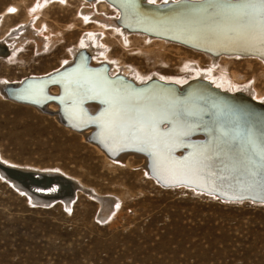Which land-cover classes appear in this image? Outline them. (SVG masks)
I'll return each instance as SVG.
<instances>
[{
  "label": "rangeland",
  "instance_id": "1",
  "mask_svg": "<svg viewBox=\"0 0 264 264\" xmlns=\"http://www.w3.org/2000/svg\"><path fill=\"white\" fill-rule=\"evenodd\" d=\"M33 3L34 0H0V39L7 37L4 44L11 54L0 61V87L4 82L15 85L23 76H39L36 74L57 68L83 41H89L95 58L101 54L97 51L100 33H94L95 40L90 39L85 32L94 28L81 25L57 49L37 50L35 40L45 41L46 32L39 22H25L22 17L23 4ZM94 3L93 14L86 16L90 25L98 23L97 15H105L98 2ZM77 8L75 4L71 10ZM47 9L53 13L47 24L55 27L53 19L62 15V10L58 4ZM27 31L33 37L21 41L19 37L26 36ZM17 41L20 46L13 51ZM133 43L131 48L110 47L111 60L107 63L116 68L121 66L117 59H121L129 77L136 81L147 80L140 75L156 77L162 69L177 71L174 76L178 81L199 74L204 77L221 66L220 61L209 65L201 59L200 69L182 64L186 54L176 49ZM155 51L161 53L159 59L163 61L147 58L148 52ZM188 59L192 57L188 55ZM224 65L229 78L221 83L224 89L235 87L237 92L251 97L256 89L264 92V67L245 61ZM251 73L255 75L254 84ZM235 74L240 76L231 79ZM215 78L221 76L215 74ZM1 92L0 162L60 174L93 196L75 189V197L68 202L57 199L51 204H37L1 174L0 264H264V205L229 203L183 187L163 188L146 174L139 159L108 163L87 145L89 139L73 140L53 119L54 107L49 108V114L39 113L13 105ZM261 99L264 101V97ZM25 187L29 190V186ZM99 197L113 201L103 207H108L106 212H102Z\"/></svg>",
  "mask_w": 264,
  "mask_h": 264
},
{
  "label": "bare ground",
  "instance_id": "2",
  "mask_svg": "<svg viewBox=\"0 0 264 264\" xmlns=\"http://www.w3.org/2000/svg\"><path fill=\"white\" fill-rule=\"evenodd\" d=\"M48 1L50 0H34L30 6L23 4L24 21L33 24L39 22L46 32L45 41L42 38L35 40L36 49L45 47L50 50L57 49L70 40L74 29L81 25L94 28L85 32L90 39L95 40L97 37H94V33H100L97 51L101 54L95 58L89 41H83L81 46L72 51L69 58L61 61L60 66L65 64L61 68L70 67L75 63L76 66L56 75L52 81L57 85L45 89L48 82L32 80L22 84L18 90H13L20 86L22 80L29 77L26 75L15 85H12L14 82L2 83L0 87L2 92H0L3 93V98L13 105L41 112L43 104L47 101V95L57 96L60 93V97L56 98L61 107L60 114L56 104L47 103L45 107L48 112H51L49 108L54 107L53 119L59 124L57 125L60 130H66L73 140L80 138L81 141H86L91 137L87 140V145L108 163L125 162L128 158L139 159L141 161L139 164L143 170L145 169L146 174L163 188H178L168 185L185 183L186 186L179 187L212 195L229 203L236 201L243 203L241 198L244 193H252L251 197L264 200L263 194L257 195L264 193V184L261 185L264 176L263 114L257 111L249 116L250 106L245 101L239 102L235 108L231 101H221L218 95L212 94L208 88L198 83L188 85L183 95L178 96L170 89H164L155 83L145 88L134 89L123 82L122 78L112 80L109 77L122 75L135 84H144L154 77L148 79V74L140 75L147 80L136 81L129 77V72L125 71L126 68L123 67L125 64L121 59H117L121 66L116 68H113L110 62L107 63L109 59L111 60L108 49L112 46L124 48L123 46L126 45L131 48L135 43L133 41H136V44L137 41H141L154 46L170 47L186 54L181 60L182 64H193L201 69V59H205L209 65L220 61L221 66L216 71H209L212 75L207 73L201 77L199 74L197 77H184L179 81L174 76L177 71L162 69L156 72V78L165 82L172 81L178 85L202 79L212 83L213 86L221 89L220 91L236 93L235 87L229 90L222 87L221 83L229 79L224 64L245 61L264 67V61L255 57L240 58L238 55L229 53L218 55V53L235 50L264 52V0H246L236 5H222L220 2L208 0L203 5L191 7L181 5L160 13L143 9L140 6L141 2L168 4L173 0H141V2L139 0H54L55 2L50 4L47 3ZM94 2H98L105 15H97L98 23L90 25L86 16L93 14L91 11L95 6ZM57 4L62 10V15L53 19L56 24L53 27L47 24L53 14L47 8ZM75 4L78 8L73 11L71 7ZM113 15L115 18L106 17H114ZM67 21L71 22L70 25H61ZM27 32L26 36L19 37L21 41L33 37L30 31L29 35ZM172 40L178 42L174 43ZM5 42H8L7 37L0 39V44L6 46ZM17 42L12 45L13 51L20 46L19 41ZM85 54L92 57L90 66H104L95 70L86 69ZM148 54L149 60L163 61L159 59L160 52H148ZM8 55L11 56L9 50ZM188 55L192 57L191 60L188 59ZM3 57H0V61L7 55ZM195 57L198 58L197 61H194ZM60 66L36 75L58 70ZM161 72L169 74V77H164ZM215 74L221 78L214 79ZM238 76L240 75L235 74L231 79ZM250 77L253 78L252 84H254V73H251ZM231 79L230 85L233 84ZM7 90L11 92L12 97L6 94ZM255 91V96L250 97L264 103L261 99L264 97V92L257 89ZM86 101L91 103L84 104ZM93 101L100 103L103 108L97 115L89 116L86 110L95 114L100 108V105ZM249 119L253 122H248ZM162 122L166 123L165 126H161ZM197 126H200L206 135H195L191 139L204 141L208 137V141L201 144L187 143L184 140L185 136ZM182 146H188V149L175 152ZM125 148L141 150L144 153L123 151L116 155ZM36 173L39 175L38 172ZM8 180L21 192L31 196L32 201L43 205L51 204L57 199L67 201L74 196L75 189H79L77 184L70 183L72 184L70 191L73 192L67 193L61 185L34 186ZM65 182L66 180L63 179V183ZM25 186H29L30 192ZM81 190L83 194L92 195L85 189ZM216 192L222 197H218ZM99 201L102 212H106L108 207H103L108 206L107 203L113 202L101 198Z\"/></svg>",
  "mask_w": 264,
  "mask_h": 264
},
{
  "label": "water",
  "instance_id": "3",
  "mask_svg": "<svg viewBox=\"0 0 264 264\" xmlns=\"http://www.w3.org/2000/svg\"><path fill=\"white\" fill-rule=\"evenodd\" d=\"M207 1L208 0L197 1L194 4V6L203 5ZM218 1L220 3H223L224 5H236V4L242 3V2H244L246 0H232V1L218 0ZM140 2H141V0H140ZM177 4H179V3H171L170 5H165V4H162V5H150L149 3H144V4L140 5V6H142V8L145 9V10H147V9H149L151 11L155 10V11H158L160 13V12H163V11H167L168 9L174 8ZM120 17L122 18V13H120ZM163 38H165L166 40H168V38H166V37H163ZM172 41L174 43L178 42L176 40L175 41L172 40ZM179 43H181V42H179ZM225 53H229V54H232V55H238L240 58L255 57V58H258V59L264 61V52L263 53H261V52H258L257 53L254 50H251V51L250 50H246V52H242V51H240V52L237 51L236 52V50H235V51H222V52L218 53V55L225 54ZM250 53H252V55ZM4 55H7L8 56V49L4 45L0 44V57L1 58H4L3 57ZM85 56H87V55L85 54ZM60 70H62V69H60ZM106 71H107V69H106ZM54 72H51V73L45 75L44 77H33V76H30V77L22 80L20 86L13 88V90H18L21 87V85L24 84V83H26V82H29V81H32V80L39 81L40 79H44L42 81L48 82L46 84V86H55L57 84H55V82L52 81L54 78H49L50 76L55 75ZM116 76H118V77H116ZM116 76H115L116 77L115 79L122 78L121 80L123 82L127 83L128 86H130L131 88H134V89L145 88V87H147V86L152 85L153 83H155V84H157L158 86H160V87H162L164 89H170L177 96L178 95H183L182 93L184 92V89H186L187 86L191 84V83H189L187 85H183L182 87H179L178 85H173L172 87H168L164 83H161V81L158 80V79L149 80L145 84H135L132 80L131 81H127V78H125L123 76L122 77H120L119 75H116ZM109 78L111 79V77H109ZM112 80H114V79H112ZM204 86L206 88H208L209 92H211L212 94L218 95L219 96V99H221V101H223V100H229V101H231V103L233 104V106L235 108L238 106L240 100L241 101H245L250 106L249 107V110L250 111L248 113L249 116L254 115V113H257V111L259 113H261V114L264 115V103H259V102L255 101V100H253L250 96H246V95H235V94L223 92V91H220L219 89L214 88L213 86H211L210 83H206V84H204ZM6 94L9 97H12L11 96V92H9V90L6 91ZM59 95H61V94L59 93ZM59 97L60 96H58V95L57 96L56 95H52V97H50L49 95H47V102H51V103H54V104L57 105V107H58V114L61 113V109H60L61 107L59 105V102L56 101V98H59ZM93 102L98 103L97 101H93ZM98 104L100 105V103H98ZM67 105H69V103H67ZM102 108L103 107L100 105L99 110L95 114H91L88 110H86V113L89 116H95V115H97L100 112V110ZM42 111L45 112V113H48V111L45 110V105L42 107ZM247 121L248 122H253V120H251V119H249ZM165 124H166L165 122H162L161 123V126H165ZM195 135H206V132L200 126H197L194 129V131H192L191 133H188L185 136V139L184 140L187 143H189V144L206 143V140L205 141H198V140L195 141V140H192L191 137H193ZM90 138H89V140H90ZM181 149L182 150L183 149H188V146H182L181 148L176 149L175 152H178ZM123 151H137V152H140V153H144L141 150H136V149H132V148L131 149L125 148L122 151H118V153H116V155L120 154ZM0 173L3 174V176L5 178H8V179L13 180L15 182H18L20 184H24V185L27 184V185H34V186L47 185L46 187H48V186L50 187L51 185H58V186L61 185L62 187H64V190H66L67 193L71 192L70 191V189H71V187H70L71 186V184H70L71 181H66L65 183H63V176H61L60 174H57V173H56V175H51V174H54V173L38 172L39 175H40L39 176L35 171L25 170V169H21V168H17V167H12L10 165H7V164L1 163V162H0ZM61 182L63 184H60ZM263 184H264V176H263V180H261V185H263ZM186 185L187 184H185V183H178V184H175V185H168V186L169 187H172V186L179 187V186H186ZM187 187H193V186H187ZM201 191H204V190H201ZM211 194H213V193H211ZM261 194L264 195V193H259L257 195H261ZM216 195H218V197H222V195L219 194V193H217V192H216ZM250 195H253V194L252 193H248V194H245L244 193L243 194V198H241L242 201H247V202H251V203H254V204L255 203L256 204L264 203V200H261V199L255 198V197H251ZM234 200H236V199H234Z\"/></svg>",
  "mask_w": 264,
  "mask_h": 264
}]
</instances>
